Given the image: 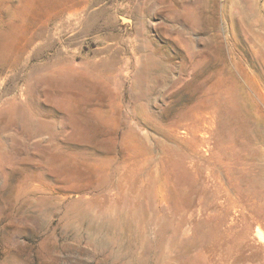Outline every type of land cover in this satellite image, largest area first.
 Here are the masks:
<instances>
[{
	"label": "rangeland",
	"instance_id": "1",
	"mask_svg": "<svg viewBox=\"0 0 264 264\" xmlns=\"http://www.w3.org/2000/svg\"><path fill=\"white\" fill-rule=\"evenodd\" d=\"M0 264H264V0H0Z\"/></svg>",
	"mask_w": 264,
	"mask_h": 264
},
{
	"label": "bare ground",
	"instance_id": "2",
	"mask_svg": "<svg viewBox=\"0 0 264 264\" xmlns=\"http://www.w3.org/2000/svg\"><path fill=\"white\" fill-rule=\"evenodd\" d=\"M164 193V192H163Z\"/></svg>",
	"mask_w": 264,
	"mask_h": 264
}]
</instances>
